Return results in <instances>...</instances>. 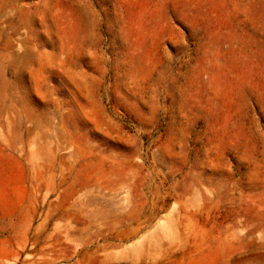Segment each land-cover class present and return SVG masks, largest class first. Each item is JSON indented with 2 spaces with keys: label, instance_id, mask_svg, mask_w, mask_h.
Here are the masks:
<instances>
[{
  "label": "rangeland",
  "instance_id": "obj_1",
  "mask_svg": "<svg viewBox=\"0 0 264 264\" xmlns=\"http://www.w3.org/2000/svg\"><path fill=\"white\" fill-rule=\"evenodd\" d=\"M0 264H264V0H0Z\"/></svg>",
  "mask_w": 264,
  "mask_h": 264
}]
</instances>
